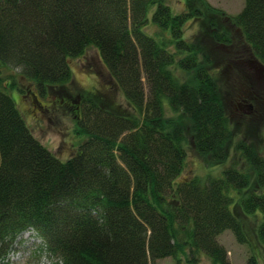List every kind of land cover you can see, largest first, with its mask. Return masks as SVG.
I'll use <instances>...</instances> for the list:
<instances>
[{"label": "trees", "instance_id": "16d2710c", "mask_svg": "<svg viewBox=\"0 0 264 264\" xmlns=\"http://www.w3.org/2000/svg\"><path fill=\"white\" fill-rule=\"evenodd\" d=\"M186 4L174 14L166 0H0V264L28 230L54 264L202 255L229 264L218 236L231 231L250 243L236 208L257 219L264 248V159L250 145L238 144L243 165L218 178L178 180L186 135L209 166L227 160L233 138L215 61L201 40L184 37L185 26L206 20L221 47L232 43L225 23L234 26L264 67V0H246L231 17L206 0ZM88 47L127 108L83 100L75 131L84 140L62 161L33 136L7 90L32 94L22 80L42 96L56 90L71 80L68 59Z\"/></svg>", "mask_w": 264, "mask_h": 264}, {"label": "rangeland", "instance_id": "374dc122", "mask_svg": "<svg viewBox=\"0 0 264 264\" xmlns=\"http://www.w3.org/2000/svg\"><path fill=\"white\" fill-rule=\"evenodd\" d=\"M166 1L174 14L188 9L186 0ZM206 1L212 8L231 17L239 14L246 0ZM205 15L210 21L218 23L217 18L207 13ZM225 26L232 41L227 47L213 43L206 20L188 22L184 37L188 40H201L205 51L215 61L217 69L213 71V76L233 133L228 145V158L221 165L209 166L190 145V137L186 135L187 157L179 181L192 177L203 180L209 177L218 178L225 169L234 166L236 162L242 166L241 153L237 149L240 142L250 145L264 159V72L259 73L257 64H251V60L256 59L244 43L241 32L230 24L225 23ZM68 63L72 74L70 82L56 90L48 89L43 96L24 80L20 84L26 87L27 92L32 89V94L23 96L16 89L7 90L33 136L62 161L74 155L84 140L83 137L77 136L75 131L78 119V116H75V107L83 100L96 97L112 107L127 108L125 98L109 76L97 49L88 47L81 56L68 59ZM236 214L240 217L250 243H238L231 231L221 233L217 240L225 248L229 264H246L251 255L256 257L258 264H263L264 248L256 237L257 219L253 216L245 217L237 208ZM41 244L42 240L34 230L26 231L14 242L10 254L2 264H54L55 258L38 252L37 248ZM150 264L214 263L202 255L194 263H189L186 258L181 257L180 261L165 258Z\"/></svg>", "mask_w": 264, "mask_h": 264}, {"label": "flooded vegetation", "instance_id": "af4514ba", "mask_svg": "<svg viewBox=\"0 0 264 264\" xmlns=\"http://www.w3.org/2000/svg\"><path fill=\"white\" fill-rule=\"evenodd\" d=\"M251 64H257V66L259 67V69H258V67H257V69H258V72L259 73H262V72H264V67L263 66H261L259 63H258V61L256 62V60H251ZM256 66V65H255Z\"/></svg>", "mask_w": 264, "mask_h": 264}, {"label": "water", "instance_id": "95a60500", "mask_svg": "<svg viewBox=\"0 0 264 264\" xmlns=\"http://www.w3.org/2000/svg\"><path fill=\"white\" fill-rule=\"evenodd\" d=\"M260 64V63H259ZM261 65V64H260ZM262 66V65H261Z\"/></svg>", "mask_w": 264, "mask_h": 264}]
</instances>
